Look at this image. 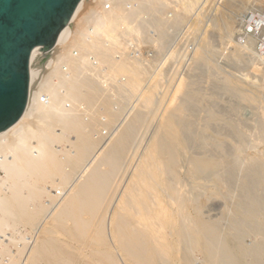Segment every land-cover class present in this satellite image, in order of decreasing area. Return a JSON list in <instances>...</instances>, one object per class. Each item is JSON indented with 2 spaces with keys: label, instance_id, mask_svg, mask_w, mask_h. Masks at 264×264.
Wrapping results in <instances>:
<instances>
[{
  "label": "bare ground",
  "instance_id": "1",
  "mask_svg": "<svg viewBox=\"0 0 264 264\" xmlns=\"http://www.w3.org/2000/svg\"><path fill=\"white\" fill-rule=\"evenodd\" d=\"M204 2L81 0L52 55L30 57L27 106L0 134V264H264V114L252 130L237 124L236 103L204 106L191 80L146 142L166 101L154 100L156 67L183 27L188 36L201 22ZM222 30L237 61V29ZM253 46L244 49L258 67ZM194 69L218 77L202 52ZM230 84L217 81L211 95L235 94ZM181 149L195 155L187 177ZM223 191L236 201L227 216L205 218L204 202Z\"/></svg>",
  "mask_w": 264,
  "mask_h": 264
},
{
  "label": "rangeland",
  "instance_id": "2",
  "mask_svg": "<svg viewBox=\"0 0 264 264\" xmlns=\"http://www.w3.org/2000/svg\"><path fill=\"white\" fill-rule=\"evenodd\" d=\"M204 1H205L204 2L205 6H203V9L201 11L203 13V16L200 19L201 22L196 23L195 30L192 31L191 33H189L188 36H187L186 31L189 30L188 29L189 25L188 26L185 25L183 27L184 30L182 29L180 31L175 42H173L174 44L169 47V49L166 51L164 56L161 58V61H160L161 63H158V65H157L158 67H156L157 70L160 69L159 71H161V73H160V76L158 77L159 81L157 80L158 81V87L154 91V100L156 102H158L160 100L159 102H161V100L163 101V98H164V100H166V101H164V104L162 103L163 107L160 109V112L155 117L154 123H153V125L149 131L150 133H148L146 142L150 141L154 131L158 127H160L161 122H162V117H165L169 112L173 111V107L177 108V106L180 104L179 97H178L180 95L179 93L182 92L180 89L185 87V86L186 87L183 89H186L187 88L186 84H188L189 82L192 83V81H194L192 87L203 88V89H201V91H202L201 96L203 97V100H204L203 101L204 106H207L209 104L213 105L212 102H216L215 106H218V103H219V106H221V109L222 108L224 109L227 107L230 108L231 106H233L236 103L235 105H236L237 109H236V112H232V115H233L232 119H235L237 121V124L240 123V125L241 124L245 125L246 123L247 124L249 123V127L247 125L246 126L248 127V129L250 128L252 130L263 119V114H264V87H263L264 86L263 85L264 84V81H263L264 80V72H263L264 67L263 66H264V64L259 65L258 67L257 66L255 67L252 63H250V61L247 59V56H246L248 54V52L244 49V47L250 43V44L254 45L253 47H255L254 50L257 51L256 53L260 54L261 51L264 50V47L262 48V50L260 49V46L264 45V0H245L246 2L244 0H239V1L234 0L235 5H237V6L230 4L229 2H226L228 0H204ZM241 3H245V4H243L244 6ZM249 5H250V7H249ZM243 7H245V8H243ZM245 9H247V10H245ZM234 16L236 18H234ZM229 17H231V18H229ZM255 22L258 23V25H259L258 28L254 31V33H249L248 29H250V24L255 23ZM225 23L232 24L233 28L235 26L237 29V30H235V32L233 34V38H235V41L237 42V44L241 45V46L237 45V58H238V60H240L239 61L240 63H236V62H238V60L236 61V59L233 58L234 52L236 51V45H234V43H227V40L224 37V33H223L222 28H223ZM221 24H222V27H221ZM186 36L189 38L188 41L186 39L187 38ZM184 37H186V38H184ZM224 40H225V42H224ZM251 40H252V42H251ZM211 45H212V47H211ZM176 46H177L176 50L179 51L178 55H176L174 58H170L166 62V60L168 59V57L171 54L170 51H172ZM148 50L149 49H147L145 51V56H149V55L151 56L152 55V53H148ZM212 50H214V52ZM216 50L219 53H217ZM183 51H185V54H187L186 58L180 57L182 55ZM201 52H202V54L204 53V56L218 68L216 71V75L218 76L217 78H216V76L215 77L213 76L211 78H207L206 75L202 74V76L204 75L206 77H204V76H203V78L201 77L202 80H201V78L197 79L199 76L197 77L196 74H198V72L200 73V71L194 69L195 68V60H196L197 56L199 54H201ZM45 54H47V57H48L49 55H52V51L50 53L45 52ZM263 54H264V51H262L260 56L264 57ZM179 57H180V60H178ZM228 58L231 60H229ZM232 58H233V60H232ZM43 60H44V58H43ZM193 61H194V63H193ZM164 62H165V64H164ZM162 64H163V67H162ZM192 64H194L193 65L194 67L192 66ZM159 66L161 68H159ZM164 68H165V70H163ZM156 69L154 70L155 74L158 73V71H156ZM191 69H193V70L191 71ZM169 70H171V71H169ZM168 71H169L170 75H169V73H167ZM171 73H172V75H171ZM189 73L192 74L191 79H188V78H190ZM153 74H152V77H153ZM193 75H196V76H193ZM164 76H166V77H164ZM257 76H259V79ZM193 77H195V79ZM219 77H221L222 79L220 80ZM170 79H171V83H170ZM196 79H197V82H196ZM225 80H228L231 82L230 85L236 89L235 94H233V93L230 94L228 92H225V93L222 92V94H220V93L219 94L220 95L225 94V95H223L221 97H219V94H218V96L211 95L213 92L212 85L215 84L217 81L223 82ZM256 80H257V82H256ZM185 81L187 83H185V85H183ZM213 81H214V83H213ZM149 82H151V81L149 80L147 83H149ZM259 82H261V83L263 82V84H260ZM147 83L144 87L148 89ZM166 84L168 87L166 86ZM149 85H150V83H149ZM195 85H197V86H195ZM164 86H165V88H164ZM143 90H144V88H143ZM143 90L141 92H143ZM144 91L146 92V90H144ZM160 91H162L160 94L163 93L162 96H159ZM145 92H143V93H145ZM176 92L177 93L179 92V93L177 94ZM164 95H166V99H165ZM176 95H178V96H176ZM231 95H232V97H230ZM225 96H226V98H225ZM213 99H214V101H213ZM227 99H229V100H227ZM238 101L240 102V104ZM237 102H238V104H237ZM131 104H133V103H131ZM136 104L137 103L133 104L134 109L136 108L135 107ZM215 109L219 110L220 108H215ZM221 109H220V111H221ZM224 111H226V109H224ZM224 111H223V114H224ZM124 115H125L124 117L122 116V119L123 118L124 119L119 120V122L117 123V125L122 123L119 125V127L124 124V122L126 121V119L128 117L127 112ZM203 115L204 114L201 113V117H203ZM224 115L227 116V114H224ZM219 117L221 118V120H227L226 118H224L222 116H219ZM254 120H255V122H254ZM254 123H256L254 125V128H251ZM119 127H118V129H119ZM207 134L210 137L212 136L211 132H208ZM110 135H111V133H110ZM110 135H108L106 139H108V137ZM232 139L233 138L227 137V135H222L220 137L221 141H223L225 144L229 143V145H233ZM251 140H253V139H251ZM226 145H228V144H226ZM258 150H260L261 152L264 151V145H262L260 147V149H258ZM192 151L181 149L182 160H181L180 169L178 170L179 175L181 177H187L189 175L190 167H189L188 162L192 158H194V156H195ZM251 152H252V155H254V154L258 155L256 150H253ZM263 160H264V158H263ZM132 173H133V171L131 170L129 172L128 178L131 177ZM212 199H214V198H212ZM211 200L210 199L208 200V201H210L209 203H207V200L204 202L205 203L204 208L206 206H208V207L203 209V210H205V211H203L205 213L204 217L205 218L208 217L211 220H218L223 216H227L228 207L232 206L236 202L235 200L234 201L230 200V196L228 195V193L226 191H223L221 197H219V198L215 197L214 200H212V201ZM47 201H49V200H47ZM21 230L25 233V231L23 229H21ZM3 239L7 240V237L3 238ZM31 241L32 242H30V246H33L35 243H34L33 239ZM244 243L246 246H251V243H253V238L252 237L246 238ZM230 244L232 245V241ZM245 263H246V261H244V264ZM197 264H199V262H197Z\"/></svg>",
  "mask_w": 264,
  "mask_h": 264
},
{
  "label": "water",
  "instance_id": "3",
  "mask_svg": "<svg viewBox=\"0 0 264 264\" xmlns=\"http://www.w3.org/2000/svg\"><path fill=\"white\" fill-rule=\"evenodd\" d=\"M81 0H0V134L27 106L30 57L50 51Z\"/></svg>",
  "mask_w": 264,
  "mask_h": 264
},
{
  "label": "built area",
  "instance_id": "4",
  "mask_svg": "<svg viewBox=\"0 0 264 264\" xmlns=\"http://www.w3.org/2000/svg\"><path fill=\"white\" fill-rule=\"evenodd\" d=\"M258 26H259V25H258L257 22H255V23H251V24H250V29H248V32H249V33H254V31L258 28ZM263 47H264V45H261V46H260V49L263 48ZM263 51H264V50H263Z\"/></svg>",
  "mask_w": 264,
  "mask_h": 264
}]
</instances>
